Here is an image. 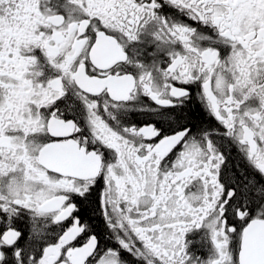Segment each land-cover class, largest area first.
Listing matches in <instances>:
<instances>
[{
  "label": "snow or ice",
  "instance_id": "1",
  "mask_svg": "<svg viewBox=\"0 0 264 264\" xmlns=\"http://www.w3.org/2000/svg\"><path fill=\"white\" fill-rule=\"evenodd\" d=\"M0 264H264V0H0Z\"/></svg>",
  "mask_w": 264,
  "mask_h": 264
}]
</instances>
